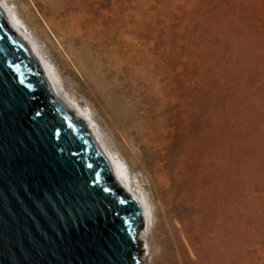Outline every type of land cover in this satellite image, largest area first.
<instances>
[{
  "label": "rangeland",
  "instance_id": "rangeland-1",
  "mask_svg": "<svg viewBox=\"0 0 264 264\" xmlns=\"http://www.w3.org/2000/svg\"><path fill=\"white\" fill-rule=\"evenodd\" d=\"M8 1L150 202L147 264L164 248L171 195L186 206L187 218L173 223H188L177 237L188 257L198 258L196 248H230L234 237L236 254L255 251L247 264H264V0ZM91 13L93 29L123 19L122 35L159 68L155 93L169 109L163 143L124 135L107 102L114 81L102 80L99 63L85 75L66 51L60 34L75 51L90 43Z\"/></svg>",
  "mask_w": 264,
  "mask_h": 264
},
{
  "label": "water",
  "instance_id": "water-1",
  "mask_svg": "<svg viewBox=\"0 0 264 264\" xmlns=\"http://www.w3.org/2000/svg\"><path fill=\"white\" fill-rule=\"evenodd\" d=\"M125 186L0 5V264H141Z\"/></svg>",
  "mask_w": 264,
  "mask_h": 264
},
{
  "label": "bare ground",
  "instance_id": "bare-ground-1",
  "mask_svg": "<svg viewBox=\"0 0 264 264\" xmlns=\"http://www.w3.org/2000/svg\"><path fill=\"white\" fill-rule=\"evenodd\" d=\"M0 5L17 33L28 41L39 56L47 72L49 86L54 96L63 102L76 117L87 124L96 136L98 146L105 157L125 182L126 186L122 189L140 202L144 213V222L139 231L138 239L140 245H144L143 249L140 246L141 253L144 254L141 264H147L148 255L146 254L145 245L148 243L147 237L150 235L153 226V212L150 202L145 194L136 188L127 164L108 146L102 129L91 110L83 106L67 91L56 66L41 52L39 44L29 34L28 28L18 12L12 7L10 1L0 0ZM119 19L120 17L106 20L104 27L93 29L95 15L91 13L86 20V23L90 25V43H86L81 51H75L71 48L72 46H69V43H65L66 41L70 42L69 35L65 37L60 34L63 40L61 41L71 56L70 58L81 68V72H85L86 75L89 66L94 67L99 63L103 68L105 77L102 80L106 82L114 81L110 85L111 94L108 93L110 94V100H107V102L109 111L119 128L123 130V134L137 141L147 139L150 142L163 143L167 136L165 128L169 126L167 118L169 109L160 105L155 93L160 83V70L156 68L157 66H148L149 64L143 58L144 53L138 46L137 41H129L122 35L124 22L123 19ZM90 52H95L98 59L96 60V56L92 59ZM113 64H117V68L113 67ZM107 77L113 79H107ZM109 88L108 86L107 91H109ZM167 169L171 171L172 167L167 166ZM165 204L167 206V224L163 240L164 248L154 260L155 264H247L255 255L253 248H245L242 255L236 254L233 237L228 242L230 248H196L198 258L191 259L187 256L184 248H179L177 239L180 232L187 233L188 223L182 226L181 229L173 223L174 219L187 218L183 214L187 212L186 206L177 195H171Z\"/></svg>",
  "mask_w": 264,
  "mask_h": 264
}]
</instances>
